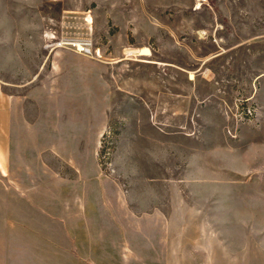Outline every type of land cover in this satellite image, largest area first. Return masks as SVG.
<instances>
[{"label": "rangeland", "instance_id": "obj_1", "mask_svg": "<svg viewBox=\"0 0 264 264\" xmlns=\"http://www.w3.org/2000/svg\"><path fill=\"white\" fill-rule=\"evenodd\" d=\"M0 83L35 264H264V0H0Z\"/></svg>", "mask_w": 264, "mask_h": 264}, {"label": "crops", "instance_id": "obj_2", "mask_svg": "<svg viewBox=\"0 0 264 264\" xmlns=\"http://www.w3.org/2000/svg\"><path fill=\"white\" fill-rule=\"evenodd\" d=\"M3 87L0 83V100L5 101ZM3 98V99H2ZM2 103V112L7 111ZM8 174H0V264H35V257L53 252L57 253L59 238L28 236L25 220H11L12 213H21L17 206L12 207L6 198ZM25 209V208H23ZM25 214V210H23ZM45 246H55L54 248Z\"/></svg>", "mask_w": 264, "mask_h": 264}, {"label": "built area", "instance_id": "obj_3", "mask_svg": "<svg viewBox=\"0 0 264 264\" xmlns=\"http://www.w3.org/2000/svg\"><path fill=\"white\" fill-rule=\"evenodd\" d=\"M200 2V4H202L203 2H206L207 0H198Z\"/></svg>", "mask_w": 264, "mask_h": 264}, {"label": "bare ground", "instance_id": "obj_4", "mask_svg": "<svg viewBox=\"0 0 264 264\" xmlns=\"http://www.w3.org/2000/svg\"><path fill=\"white\" fill-rule=\"evenodd\" d=\"M81 45V44H80ZM76 47V46H75ZM83 48V47H82ZM79 51V50H78ZM145 52V51H144Z\"/></svg>", "mask_w": 264, "mask_h": 264}]
</instances>
